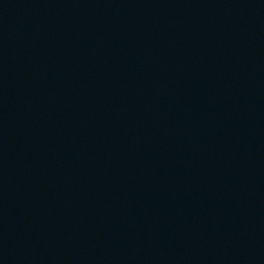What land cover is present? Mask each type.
<instances>
[{
  "label": "water",
  "instance_id": "obj_1",
  "mask_svg": "<svg viewBox=\"0 0 264 264\" xmlns=\"http://www.w3.org/2000/svg\"><path fill=\"white\" fill-rule=\"evenodd\" d=\"M0 264H264V0H0Z\"/></svg>",
  "mask_w": 264,
  "mask_h": 264
}]
</instances>
